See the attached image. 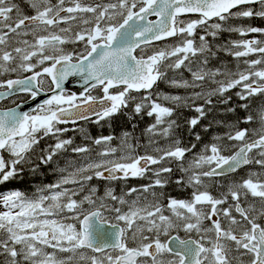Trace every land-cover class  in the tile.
<instances>
[{"label": "snow or ice", "instance_id": "obj_1", "mask_svg": "<svg viewBox=\"0 0 264 264\" xmlns=\"http://www.w3.org/2000/svg\"><path fill=\"white\" fill-rule=\"evenodd\" d=\"M257 20L264 0H0V264H264ZM220 106L244 115L203 143Z\"/></svg>", "mask_w": 264, "mask_h": 264}, {"label": "trees", "instance_id": "obj_2", "mask_svg": "<svg viewBox=\"0 0 264 264\" xmlns=\"http://www.w3.org/2000/svg\"><path fill=\"white\" fill-rule=\"evenodd\" d=\"M253 23L257 24V25L264 24V22H261V21H258V20L257 21H253ZM228 38H230V37H229V35L227 33H225L224 36L221 37L222 40H225V39H228ZM222 59H224L225 61H229L231 58L230 57H226V56H222ZM223 107L224 106H220V110H218L216 112H213V113H210L206 119L201 121V125L197 126V128L194 130L195 132H200V134L202 136L203 143H207L210 140V138H211V136L213 134H217V133L222 134L224 132V130H225L224 127L217 126V124L215 123L216 120H219V121H233V120H235L237 115H239V116H243L244 115V113L240 112V111H238V113H236V114H226V113H224L222 111ZM185 115L186 116H190V115H194V114L185 112ZM209 121H213L212 127L209 129V131L207 133H205V132L202 131V126L207 125L209 123ZM150 122H151V118H146V119L140 121V125L138 123L136 132H141V130L143 128H145L147 126V124H149ZM89 126H90V128L88 129V131L92 130L94 136L97 135L99 132H103L105 135L109 134V132H113L114 134L119 135L122 129L130 130V125L128 124L126 119L124 121L120 120V119H114L113 128L112 129H109L107 127L103 128V129H100L96 125H89ZM181 132H186V133H182V134H188L186 128L181 129ZM77 140L79 142V139H77ZM189 142L198 143L195 140L194 136H191ZM244 171H246V170H242L240 172V175H244ZM189 192H190V190H189Z\"/></svg>", "mask_w": 264, "mask_h": 264}, {"label": "flooded vegetation", "instance_id": "obj_3", "mask_svg": "<svg viewBox=\"0 0 264 264\" xmlns=\"http://www.w3.org/2000/svg\"><path fill=\"white\" fill-rule=\"evenodd\" d=\"M159 89L161 91H164V92L176 91V90L169 89L165 84H162V83L159 85ZM179 91L181 93L183 92V90H179ZM8 106H10V105H8ZM146 118H148V117H145L144 119H146ZM115 119H120V120L124 121L126 118L123 116H120V117H116ZM89 125H91V124L84 123V127L86 129L90 128ZM139 125H140V122H139ZM89 131L94 136L92 130H89ZM136 134L139 135L140 132H136ZM69 135H72V133H70ZM181 136L183 137V139L186 143H188L190 141L191 136H189L188 134H181ZM77 139H79V137H77ZM202 142H203V140H202ZM200 144L201 143L198 142V147ZM44 172H45V175L40 176V177H33L32 175L26 173L24 175L23 179H20V180H17V181H14V182H11L7 185L2 186L3 190L7 191L8 189L15 188V189H19V190H22L25 192H31V191L35 190V187L38 184H40L41 181H43V183H50V182H53L55 180L56 177L52 173L48 172L47 169H44ZM146 182L147 181H143V180H132L129 183L131 185H138V184H142V183H146ZM94 183H95V181H94ZM168 191L171 193V195L177 196L179 198H187L189 195V189H179V188H175V187H170L168 189ZM180 235H181V238H184L183 233H181Z\"/></svg>", "mask_w": 264, "mask_h": 264}, {"label": "water", "instance_id": "obj_4", "mask_svg": "<svg viewBox=\"0 0 264 264\" xmlns=\"http://www.w3.org/2000/svg\"><path fill=\"white\" fill-rule=\"evenodd\" d=\"M66 87L69 89V91H75L77 93L80 91L78 83L76 82V78H70L69 82L66 83ZM44 98L46 97H40L37 101L30 102L29 104H22V109L27 111L30 109V107L34 106L35 103L40 102V100Z\"/></svg>", "mask_w": 264, "mask_h": 264}, {"label": "rangeland", "instance_id": "obj_5", "mask_svg": "<svg viewBox=\"0 0 264 264\" xmlns=\"http://www.w3.org/2000/svg\"><path fill=\"white\" fill-rule=\"evenodd\" d=\"M186 114H187V113H186ZM193 114H194V113H193ZM182 133H186V132H181V134H182ZM201 146H202V144L199 145V147H201ZM199 147H198V148H199ZM182 236H183V235H182Z\"/></svg>", "mask_w": 264, "mask_h": 264}]
</instances>
